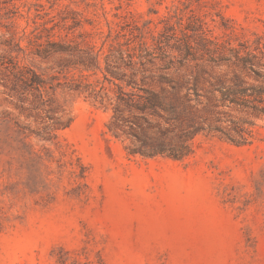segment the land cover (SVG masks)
Returning <instances> with one entry per match:
<instances>
[{
	"label": "rangeland",
	"instance_id": "obj_1",
	"mask_svg": "<svg viewBox=\"0 0 264 264\" xmlns=\"http://www.w3.org/2000/svg\"><path fill=\"white\" fill-rule=\"evenodd\" d=\"M9 7V30L27 50L15 54L19 63L62 85L48 90L49 122L32 100L22 104L0 88V121L9 122L0 123V264H264V119L233 112L253 124L244 145L200 133L185 159L146 157L154 144L112 130L111 108L65 84L87 78L114 88L103 74L36 55L28 38L35 32L44 43L58 25L57 41L100 47L102 32L107 51L112 42L137 47L139 36L158 52L175 32L179 45L201 55L214 48L208 41L256 46L264 0H12ZM74 20L81 27L69 30ZM197 64L170 74L193 84ZM149 87L160 91L151 80ZM196 108L198 120L209 116Z\"/></svg>",
	"mask_w": 264,
	"mask_h": 264
},
{
	"label": "trees",
	"instance_id": "obj_2",
	"mask_svg": "<svg viewBox=\"0 0 264 264\" xmlns=\"http://www.w3.org/2000/svg\"><path fill=\"white\" fill-rule=\"evenodd\" d=\"M11 1L0 0V88L22 104L32 100L37 109L46 113L48 122L54 121L51 115L54 100L48 97V90L60 87L62 83L57 77L46 79L35 69L21 65L15 57L27 50L9 30ZM57 26L50 29L44 43L40 42L43 36L35 32L28 35L33 53L45 58L58 57L67 64L65 67L82 74L101 72L105 82L114 88L102 86L98 89L87 78L73 79L65 84L96 105L111 108L112 130L122 131L141 144H154L147 148L146 157L161 155L185 159L193 153V140L200 133L244 145L249 141L246 137L248 127L253 124L248 120H237L233 112L264 119V38H258L256 46L245 41L238 47L208 41L214 48H203L205 53L199 55V49L190 43L179 45L181 40L174 32L167 36L166 42L160 43L158 52L152 51L139 36H136L137 47L112 42L104 51L109 38L104 33H98L102 45L97 47L95 42L86 40H54L51 31ZM78 27H81L80 22L74 20L68 29ZM168 30L173 31V27L169 26ZM23 33L26 36V31ZM80 38L84 39V35ZM173 40L176 43L172 46ZM168 48L176 49L179 56L169 53ZM190 62L203 65L197 64L200 71L194 75V83L186 82L183 86L170 73L184 69ZM154 67H157L156 72L151 70ZM216 72L219 74L214 76ZM201 78H206L203 84ZM149 80L160 87L159 92L149 87ZM197 106L209 116L198 120ZM0 123L9 122L2 120ZM163 123L175 126L177 132L163 128ZM56 125L66 128L69 124ZM60 263L66 264V261L60 260Z\"/></svg>",
	"mask_w": 264,
	"mask_h": 264
}]
</instances>
